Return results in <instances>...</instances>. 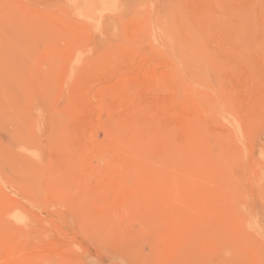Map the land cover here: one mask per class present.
<instances>
[{"label":"rangeland","instance_id":"374dc122","mask_svg":"<svg viewBox=\"0 0 264 264\" xmlns=\"http://www.w3.org/2000/svg\"><path fill=\"white\" fill-rule=\"evenodd\" d=\"M0 264H264V0H0Z\"/></svg>","mask_w":264,"mask_h":264}]
</instances>
